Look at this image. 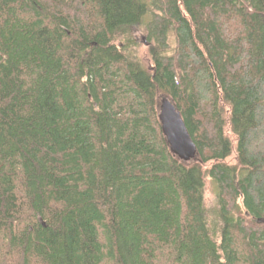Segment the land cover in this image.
<instances>
[{
  "label": "trees",
  "instance_id": "obj_1",
  "mask_svg": "<svg viewBox=\"0 0 264 264\" xmlns=\"http://www.w3.org/2000/svg\"><path fill=\"white\" fill-rule=\"evenodd\" d=\"M0 264H264V0H0Z\"/></svg>",
  "mask_w": 264,
  "mask_h": 264
},
{
  "label": "water",
  "instance_id": "obj_2",
  "mask_svg": "<svg viewBox=\"0 0 264 264\" xmlns=\"http://www.w3.org/2000/svg\"><path fill=\"white\" fill-rule=\"evenodd\" d=\"M160 121L172 153L185 161L193 159L197 155V147L175 105L163 101Z\"/></svg>",
  "mask_w": 264,
  "mask_h": 264
},
{
  "label": "rangeland",
  "instance_id": "obj_3",
  "mask_svg": "<svg viewBox=\"0 0 264 264\" xmlns=\"http://www.w3.org/2000/svg\"><path fill=\"white\" fill-rule=\"evenodd\" d=\"M133 34L134 36H136L138 38L139 41H143V32H141L140 30H137V29H134L133 30ZM144 51H146V48L144 47L143 49ZM205 194L207 196V200L208 202H210V200L213 198V187H212V184L211 182L207 181V184H206V188H205Z\"/></svg>",
  "mask_w": 264,
  "mask_h": 264
}]
</instances>
